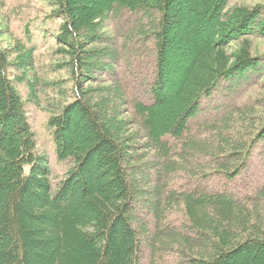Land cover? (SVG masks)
<instances>
[{"label":"trees","instance_id":"1","mask_svg":"<svg viewBox=\"0 0 264 264\" xmlns=\"http://www.w3.org/2000/svg\"><path fill=\"white\" fill-rule=\"evenodd\" d=\"M49 2L60 19L54 42L61 62L55 64L68 71L70 86L62 87L64 81L49 84L56 85V94L70 93L72 99L60 102L51 97V103L60 105L47 124L58 159L68 161L69 167L54 185L48 158L36 149V134L16 86V81H25L27 70L37 68L38 45L18 40L16 46L22 50L18 54L0 46V264H141L146 235L157 257L175 246L186 253L196 248L192 239L163 226L168 213L180 206L189 229L206 240L198 249L201 257L190 264H264V216H255L248 208L256 199L264 201V184L240 197L209 185L168 189L172 174L179 170L190 177L199 174V180L210 170L234 179L264 141V124L255 127L249 121L251 127L242 132L249 126H244L242 114L254 106L231 101L234 92L243 96L253 92L264 73V55L243 48L251 38L264 37V7L226 10L229 0ZM184 7L189 14L182 13ZM123 14L131 23L125 24L126 33L117 32L121 46L149 38L153 44L147 101L130 99L118 81L93 85L100 83L97 69L109 72L118 53L96 44L103 41L105 20ZM197 18L208 22L211 38L202 40L191 28ZM177 38L195 48L183 76L185 85L169 112L162 107L167 102L164 76ZM235 42L241 44L238 52H227ZM129 49V56L137 57L131 43ZM10 65L22 74L12 77ZM38 83L44 85L36 75L27 81L29 87ZM30 96L36 99L37 92L32 89ZM218 97L221 103L214 102ZM118 98L161 162L153 186L149 176L139 177L135 139L132 133L123 136L126 122L118 118ZM235 119L240 125L234 124ZM199 156L204 160L194 166ZM221 156L226 159L220 160ZM145 197L155 200L147 203ZM139 201L151 213L153 234L136 214Z\"/></svg>","mask_w":264,"mask_h":264},{"label":"rangeland","instance_id":"2","mask_svg":"<svg viewBox=\"0 0 264 264\" xmlns=\"http://www.w3.org/2000/svg\"><path fill=\"white\" fill-rule=\"evenodd\" d=\"M234 6H242L249 9H253L257 6L264 7V0H229L226 10H230ZM54 9L55 7L49 2V0H0V46L3 49H8L9 51L14 52V54H18L22 53V50L16 46L18 40H21L28 46L33 44L38 45V48L35 51L37 68L27 70L28 74H26L25 81H16V86L23 96L29 122L36 134V149L46 154L52 171V182L54 185H57L59 179L65 175L66 170L69 167V162L60 161L55 152V145L47 122L49 116L56 110V106L58 107L60 104L58 105L56 101L51 103L50 98L54 97L56 100L62 102L71 100L72 97H70V93L67 94L68 96H60L59 94H56V85L49 84V82L64 81L62 87L65 88L70 86L68 71L65 68H58L56 66L57 64H55L56 62L60 63L61 61H59V58L55 54L56 45L54 42V36L58 29L60 19L54 16ZM182 11L184 15L190 13V10H188L187 7H184ZM129 17H131V15ZM194 19L191 28L197 30L196 32L202 40L206 37L211 38L213 36L211 33L212 28L208 26V22L206 20H199L200 18H197V20ZM130 23L131 21L127 19L124 14L121 16L107 17L105 20L106 28L103 30V41L96 44L98 47L110 48L118 53L114 64H110L111 69H109V72L107 70L103 73L104 70L97 69L95 77L100 80V83H95L93 85L98 87L118 81L125 86L130 99L137 98L147 101V84L152 76L151 74L155 57L152 49L153 44L150 38L141 39L138 42L131 41L130 43L135 50V52L132 53H136L137 57H130V43L128 45L123 43L121 46L120 43L122 42V37H118L117 33L121 31L122 34L126 33L124 28ZM125 24L127 25L125 26ZM177 39L175 46L173 45V52L169 53L171 54L169 60V68H171H168L169 74L167 73L166 76H164L166 83L164 92L167 102L162 107H166L169 112L172 111L171 107L175 104L176 95L179 94V91H181L185 85L186 81L183 76L186 73V68L190 66V62L194 57L193 51L195 48L192 42L188 43L187 40L184 39L183 41L182 38ZM240 47L241 44L238 42L231 43L227 47V52L232 54L236 53ZM245 47L250 49L251 53L254 55H264V37L251 38L250 45L243 46V48ZM14 54H12L11 57H15ZM105 61L109 62V60H104V62ZM8 71L12 77H17L22 74V70L16 67V65H10ZM43 74L44 76L41 77ZM263 74L259 77V82L253 85L254 88L253 92L251 90L252 93L249 91L246 96H243V94L239 95L237 92H234L236 94L233 99L231 98L232 102L236 103L239 100L240 102L242 101L241 103L243 104L254 106V108L248 113L242 114L244 126L249 125V121H252V124H255V127H262V124H264ZM35 75L44 82V85L38 83L37 85L33 84V87L28 86L27 81L34 80ZM32 89L37 92V96H35L36 99L30 96ZM119 100L122 101V103L120 101L117 103V115L119 119L125 120L126 122L123 127V136L126 137L131 133L134 136L132 140L135 139V141L132 142V146L135 150V160H138V162L141 163L139 169H142L139 177L142 178L143 176H149L150 186H153L154 182L158 180L159 173L156 172V168H160L161 162L158 160L157 156L154 157V152L150 148H147L146 139L143 138V132L137 124H132V116L129 112L125 113L126 108L124 101L121 99ZM215 101L221 103L222 97H218L214 102ZM248 101L249 103H247ZM210 104H212V101ZM52 105L55 106L52 107ZM204 110H207V108L205 107ZM236 123L240 125V122L237 119L234 121V124ZM190 126L193 127L192 124ZM250 127L251 126L249 125L247 128H243L242 132L246 133L247 129ZM263 143L264 141H260L256 145L248 160L247 168H245L242 173L234 179H226V177L214 172V170H210L211 168L205 169L206 171L210 170L208 171L209 173L206 172L209 176L206 178L202 177L200 178L201 180L196 176L199 174H195L191 176L193 177L191 178L185 171L179 170L177 173L172 174V177L169 180L168 189L188 190L190 187L192 188L196 185L203 188H208L209 185L212 186L213 189H218L220 187L225 188L227 191H232L235 193L234 195H236V197H240L241 195L245 196L249 191L264 184ZM219 159L225 160L226 157L221 156ZM203 160L204 159L199 156L193 161L195 162L194 166H198L197 163H202ZM144 199L147 203H152L155 200L154 197H145ZM147 200H149V202ZM258 200L259 199L255 200L257 201L256 204H249L248 208L252 211L254 210L253 212L255 216H264V201ZM147 203L146 205H148ZM256 205L257 208L255 209L254 206ZM135 211L137 212L136 214L138 215V218L143 221L145 220L148 223L149 232L153 234L152 232L155 225L153 227L151 213L147 212L145 204H142V202L139 201ZM163 226L164 228L169 227L170 230L174 229L182 237L192 239L196 248L194 250H186V254L185 252H182L181 249L179 250L178 246H175L157 257L150 248L149 237L146 235L144 238L146 240L142 239L141 264H190L193 258L196 259L201 257L198 249H200V245L206 244V240L189 229L191 225L182 206L176 207L168 213Z\"/></svg>","mask_w":264,"mask_h":264}]
</instances>
